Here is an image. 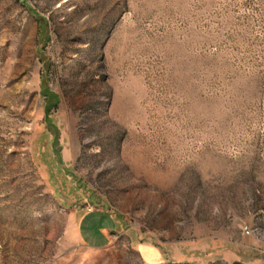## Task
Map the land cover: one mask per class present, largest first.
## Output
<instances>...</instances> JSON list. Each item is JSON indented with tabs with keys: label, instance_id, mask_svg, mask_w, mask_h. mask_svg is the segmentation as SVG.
Segmentation results:
<instances>
[{
	"label": "rangeland",
	"instance_id": "1",
	"mask_svg": "<svg viewBox=\"0 0 264 264\" xmlns=\"http://www.w3.org/2000/svg\"><path fill=\"white\" fill-rule=\"evenodd\" d=\"M0 264H264V0H0Z\"/></svg>",
	"mask_w": 264,
	"mask_h": 264
},
{
	"label": "crops",
	"instance_id": "2",
	"mask_svg": "<svg viewBox=\"0 0 264 264\" xmlns=\"http://www.w3.org/2000/svg\"><path fill=\"white\" fill-rule=\"evenodd\" d=\"M86 209L87 211L79 220V225L83 230H85L84 236L91 239L92 234L95 233L105 235L103 228H107L109 220L114 221L115 219L112 218L111 214L105 211H91V208L88 209V207Z\"/></svg>",
	"mask_w": 264,
	"mask_h": 264
},
{
	"label": "built area",
	"instance_id": "3",
	"mask_svg": "<svg viewBox=\"0 0 264 264\" xmlns=\"http://www.w3.org/2000/svg\"><path fill=\"white\" fill-rule=\"evenodd\" d=\"M88 208H90V207H88Z\"/></svg>",
	"mask_w": 264,
	"mask_h": 264
}]
</instances>
